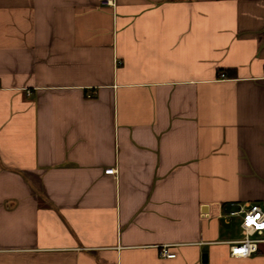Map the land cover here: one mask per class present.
<instances>
[{
  "label": "crops",
  "instance_id": "crops-1",
  "mask_svg": "<svg viewBox=\"0 0 264 264\" xmlns=\"http://www.w3.org/2000/svg\"><path fill=\"white\" fill-rule=\"evenodd\" d=\"M232 201L264 208V0H0V264H264Z\"/></svg>",
  "mask_w": 264,
  "mask_h": 264
},
{
  "label": "built area",
  "instance_id": "built-area-1",
  "mask_svg": "<svg viewBox=\"0 0 264 264\" xmlns=\"http://www.w3.org/2000/svg\"><path fill=\"white\" fill-rule=\"evenodd\" d=\"M115 168H107L106 173H114ZM224 216L229 219L233 216L241 217V226L245 236L234 242L231 247L233 256H249L258 250V243L264 242V208L257 203L232 201L226 204ZM162 254L172 256L167 246L162 247Z\"/></svg>",
  "mask_w": 264,
  "mask_h": 264
},
{
  "label": "water",
  "instance_id": "water-1",
  "mask_svg": "<svg viewBox=\"0 0 264 264\" xmlns=\"http://www.w3.org/2000/svg\"><path fill=\"white\" fill-rule=\"evenodd\" d=\"M206 256H207V254L204 253V254H203V260H205V261H206Z\"/></svg>",
  "mask_w": 264,
  "mask_h": 264
}]
</instances>
